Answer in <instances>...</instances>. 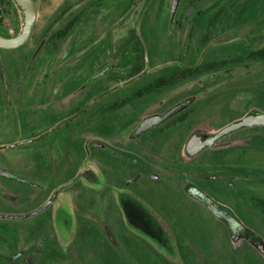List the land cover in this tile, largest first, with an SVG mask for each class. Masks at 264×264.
I'll return each mask as SVG.
<instances>
[{
  "label": "rangeland",
  "instance_id": "374dc122",
  "mask_svg": "<svg viewBox=\"0 0 264 264\" xmlns=\"http://www.w3.org/2000/svg\"><path fill=\"white\" fill-rule=\"evenodd\" d=\"M35 1L37 21L30 40L16 49L0 48V215L30 213L57 185L77 178L76 165L65 159L59 145L65 143L67 153L73 152V132L81 130L78 137H85L91 131L84 119L94 109L88 110L85 100L77 103L86 89L102 107L124 102L113 113L121 118L114 122L120 136L121 127L133 128L144 116L159 117L155 114L193 99L178 114H189L187 120L167 130L173 134L166 140L158 135L159 126L135 139L153 151L167 141L161 156L147 154L151 168L142 158L136 166L143 174L153 172L158 177L142 176L131 184L146 210L139 213L134 206L127 212L154 233L157 221L158 244L133 229L122 234L112 213L117 209L111 206L108 214L107 196L96 201L94 190L102 196L103 190L112 188V197L129 191L111 181L110 177L119 176L117 172H124L122 180L133 177L130 163L106 171L105 162L99 161L97 186L65 190L67 200L71 196L82 201L76 204L81 211L77 215L86 221L84 226L92 227L79 226L62 240L51 229V207L15 222L24 227L33 224L36 237L29 240L27 250L36 264H264V125L232 131L194 156L185 153L194 129L213 135L244 116L264 113V60L230 65L158 93L133 97L181 69L264 49V0H239L235 9L221 0L218 9L227 12L211 28L218 0H180L172 17L173 0ZM242 2L247 8L237 19L235 11ZM2 10L5 32L18 34L23 24L20 10L15 4L0 6ZM74 17L72 30L56 40V32ZM136 67L145 75L128 83L113 82L117 74L132 78ZM113 85L119 87L104 91ZM73 103L76 106L69 112H61ZM54 140L57 145L47 146ZM192 195L213 201L224 224ZM120 202L125 210L127 198ZM230 218L246 229H235L239 238L233 239L227 227ZM14 240L20 241L15 235L0 234V264H15L4 257L6 242Z\"/></svg>",
  "mask_w": 264,
  "mask_h": 264
},
{
  "label": "flooded vegetation",
  "instance_id": "af4514ba",
  "mask_svg": "<svg viewBox=\"0 0 264 264\" xmlns=\"http://www.w3.org/2000/svg\"><path fill=\"white\" fill-rule=\"evenodd\" d=\"M131 73V72H130ZM129 73V75H130ZM130 79L126 80L122 76L116 75L115 80L113 81L114 83L118 84V80L122 79L121 82H126L128 83L131 79H134L137 76L145 75V73H142L139 68H135L132 70ZM162 78V77H161ZM160 79V78H159ZM120 82V81H119ZM120 82V83H121ZM153 83V82H152ZM152 83L148 84L145 86L143 89L136 91L133 94L134 98H140L148 94L152 93H158L159 91L139 95L141 91H143L146 87L150 86ZM122 85V84H121ZM6 86V84H5ZM123 86V85H122ZM174 86V85H173ZM117 85L109 86L107 89L104 91H114L117 89ZM172 87V86H171ZM103 89H101L102 91ZM91 89H86L85 93H82L80 98L77 100V103H81L82 100H85V106L88 110H91L92 108L94 110L91 111V115L86 117L84 119V122L89 125V128L91 131H88L89 133L84 137H78L79 134L83 133L81 130L73 132L75 134V147L73 152H68L66 151V146L64 144H60L59 146L64 148L65 151V159L69 158L72 162L73 165H76L75 169V174L77 176L76 179H72L71 181H68V183H65L63 185H57L56 188L52 189L47 196L42 200V205L44 203H47V206L45 209H48L51 207V211L49 214V222H51V229L53 230L54 235L57 237L61 238L63 240L62 236H67L69 239V234L73 232V230H77L79 226L81 228L83 227H92V224L85 225L86 221L82 220L83 218L79 217L78 215H81V211L76 209L77 208V203L82 202L79 199L78 202L76 200H73L70 196V201L67 200V195H65V190L68 188H71L73 186H81L88 184L90 186L98 185L99 181V171H98V163L99 161H104L106 168L104 170L108 171L107 169L112 168V170H116L115 166H122L123 164H132L133 167L131 168L133 171V177L129 179H121L119 172V176H112L110 177L111 181L114 182L115 184H120V186L125 189H128L129 191H120L117 194H115V197L110 192H114V189L112 188H106L103 190L104 194L102 196H99L97 193V190H94L93 195H96L97 197L95 198L96 201L97 199H100L98 197L104 198L107 196V203H108V214H111V209L116 208L117 210L112 211L113 216L117 217L119 219V224H121L120 227V232L122 234H127L129 233L130 229L135 230L137 233L144 235L148 237L150 240L158 244V236L159 234V227L156 219L151 218L153 221H156V226H155V233L153 231H149L146 227H143L141 225L139 220H132L130 217L127 215V212L134 210V206H136V210L140 213V209L146 210L142 205H141V199L139 198V192L137 189H135V185L132 187L131 184L136 183L140 180H142V176L144 177H149L151 180H156L158 179L157 175L155 173L150 172V173H145L143 174L141 171V167L137 169V165H140L141 161L140 159L142 158L143 161H145L146 166L148 165L149 168H151L152 165L148 163L147 160V154H153L154 156H161L163 154V149L165 147L166 149V143L167 141L166 138H168L170 135L173 134V132L167 131L169 129H173L177 127V124L182 123L187 120V115L186 119L182 122L179 121L180 117L182 115L178 116V114L181 111L186 110L190 104H192L193 99L192 98H187L185 100H182L180 103L177 105H174L173 107L167 109L164 112H160V114H155L160 117V120L158 123L152 124L150 127L144 130H140V127L142 123L150 118V117H157V116H144L143 118L139 119L137 123H135V126L132 128V126L126 127L124 130V127H121L123 131V135L120 136L119 132H116L115 127H114V122L118 120L120 117H114L119 114H113L115 111H120L124 107V102H121L120 104L117 103H112L111 105H107L106 107H102L100 104L96 103V95H89ZM87 93V94H86ZM106 93V92H104ZM104 93H101L104 95ZM89 97V98H88ZM76 106V103L72 104L71 106L64 108L61 112L65 113L69 112L72 108ZM78 107L76 111L78 112ZM148 117V118H147ZM121 120V118H120ZM82 123V122H80ZM153 126H159V133L158 135H164L163 137L165 138L164 141H162L160 144V147L158 150L154 149L152 150V146H146L143 143L136 142L135 139L140 136L142 133L146 132ZM77 128V127H76ZM101 128V131H100ZM104 128V130H102ZM166 130V131H164ZM48 133V132H46ZM200 136V137H199ZM212 135L206 134L205 131H202L200 129H194L190 137L188 138V141L185 146L186 154L189 155L187 151V144L192 138H195L194 142L192 143L191 147H195L197 144L204 142L207 138L211 137ZM155 136H151V138H154ZM156 139V138H155ZM154 139V140H155ZM57 145V141H51L47 144V146H54ZM207 147L202 148L201 150L205 149ZM200 150V151H201ZM199 151V152H200ZM197 152L196 154H198ZM170 153V152H169ZM133 154V155H132ZM171 154V153H170ZM194 154V155H196ZM129 155H132L133 158H135L134 162L131 159ZM193 155V156H194ZM69 159L66 160V162H69ZM139 160V161H138ZM70 165V162H69ZM147 166V167H148ZM115 168V169H114ZM130 168V166H129ZM120 169H122L120 167ZM117 171V170H116ZM90 175H89V173ZM125 180V181H124ZM78 182V183H76ZM119 182V183H118ZM122 182V183H121ZM87 187V185H86ZM59 188V189H58ZM135 190V193L130 192V190ZM94 197V196H93ZM121 197H126L127 198V206L126 209L124 210L123 205H121L120 198ZM76 199V197H74ZM76 207L73 210L72 207L74 204ZM41 205V206H42ZM112 206V208H111ZM115 206V207H114ZM39 208V207H38ZM80 211V212H79ZM143 211V210H142ZM114 213H117L118 215L115 216ZM78 214V215H77ZM8 215V214H5ZM18 215V214H17ZM20 215V214H19ZM24 215V214H21ZM143 218L146 219L145 213L142 214ZM32 216V215H31ZM28 216V217H31ZM28 217H2L0 216V234H11L15 235L18 240H14L11 243L6 242L5 247L6 250L8 251V255L4 256L5 260H11L15 264H36L34 255L30 253L27 249L28 247V242L32 238L36 237L33 236V224L30 225H25L24 226H18L15 222L23 219H28ZM136 219H139V216L137 215L135 217ZM141 218V217H140ZM74 220V221H73ZM141 220V219H140ZM91 222V221H89ZM83 226V227H82ZM161 227V226H160ZM97 230V229H96ZM94 234V233H93ZM98 234V233H96ZM66 244V241L63 243ZM94 245L91 246V249H93Z\"/></svg>",
  "mask_w": 264,
  "mask_h": 264
},
{
  "label": "trees",
  "instance_id": "16d2710c",
  "mask_svg": "<svg viewBox=\"0 0 264 264\" xmlns=\"http://www.w3.org/2000/svg\"><path fill=\"white\" fill-rule=\"evenodd\" d=\"M238 1L239 0H226V2L229 3V6L233 7L232 9H235V6L238 5ZM250 0H246V2H249ZM220 2L221 0H218L217 3H215V5L213 6V8L217 9L216 12V16H214L212 18V21H210L209 27H214L215 22L217 21V19L219 17H221L220 15H224L227 10L224 9L223 7L218 9V7L220 6ZM13 6L14 2L12 0H0V6L1 7H5V6ZM245 2H242L240 4V9L235 11L236 14V18L240 19L242 13L244 12V9L247 8V5ZM228 6V8H229ZM245 6V8H244ZM3 14L4 11L2 10V12H0V34L4 35V36H9L6 32H5V28H4V24H3ZM77 22V18H73L72 20H70L64 27L62 30H59L56 32V36L59 38H56V40H60L63 39L61 37H65L74 27V25ZM207 35V34H205ZM204 35V38L207 39V36ZM254 60H264V49L261 50H257V51H250L247 55L245 56H239L237 58H232V59H227V60H218V61H212V62H208V63H204V64H199L195 67H190V68H185V69H181L178 72H175L171 75L162 77L160 79L155 80L150 86L146 87L143 91L140 92L139 95H143V94H147V93H151V92H155V91H159L168 87H171L173 85H177L178 83L184 82L190 78H196L205 74H209L211 72L214 71H218L219 69H223L225 67H229L230 65H238L241 64L245 61H254ZM187 113L183 114L179 121L182 122L186 119L187 117ZM202 185V184H201ZM205 186V185H202ZM200 194V193H199ZM201 195V194H200ZM196 200L199 201V203L201 204H205V207L208 209L210 208V212L211 214L214 216V218L216 220H220L222 222V224H224V218H222L221 213L219 214L216 210H214V207H216V205L210 201L206 202L203 201L200 196L196 197L194 195H192ZM229 224H227V227L230 229L231 233L233 234V239L239 238V235L236 233L237 230H235L237 227L240 228L241 230H246L245 227L240 224L239 222H237V220H234L233 218L229 219ZM236 226V227H235ZM255 238H257L255 236ZM258 240V244L261 245V241L260 238H257ZM252 243V242H251Z\"/></svg>",
  "mask_w": 264,
  "mask_h": 264
},
{
  "label": "water",
  "instance_id": "95a60500",
  "mask_svg": "<svg viewBox=\"0 0 264 264\" xmlns=\"http://www.w3.org/2000/svg\"><path fill=\"white\" fill-rule=\"evenodd\" d=\"M16 7L20 10L22 14V28L20 32L14 36H4L0 34V48L1 49H16L25 45L30 38L32 37L36 21H37V5L35 0H12ZM180 0H173L171 6V17L174 15L176 8L178 7ZM160 120L159 117H150L146 119L140 130L147 129L152 124L158 123ZM264 125V113L247 115L241 118L238 121L233 122L232 124L222 128L217 133L213 134L211 137L207 138L204 142L197 144L195 147H191L192 143L195 141V138H192L187 144V151L190 155H194L199 152L202 148L213 145L218 139L227 135L232 131H236L241 128L254 127ZM18 144H13L16 146ZM47 206V203H44L42 206L36 210L24 214V215H0L2 217H28L43 211Z\"/></svg>",
  "mask_w": 264,
  "mask_h": 264
},
{
  "label": "crops",
  "instance_id": "0c3cea01",
  "mask_svg": "<svg viewBox=\"0 0 264 264\" xmlns=\"http://www.w3.org/2000/svg\"><path fill=\"white\" fill-rule=\"evenodd\" d=\"M139 195H140V193H139Z\"/></svg>",
  "mask_w": 264,
  "mask_h": 264
}]
</instances>
